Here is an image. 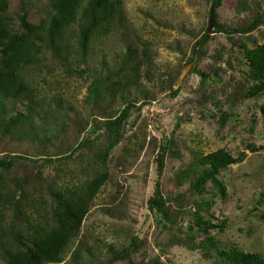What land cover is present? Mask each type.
<instances>
[{"label":"rangeland","instance_id":"374dc122","mask_svg":"<svg viewBox=\"0 0 264 264\" xmlns=\"http://www.w3.org/2000/svg\"><path fill=\"white\" fill-rule=\"evenodd\" d=\"M212 1L122 0L123 17L116 20L113 31L91 39L85 57L79 54L61 62L46 51L38 65L25 70L43 104L36 106L38 134L33 139L0 135V158L26 157L14 159L8 170L0 169V183L22 188L26 212L50 224L49 191L82 183L97 172L107 174L78 237L63 252L62 264H222L207 246V237L221 248L264 257V116L259 111L264 96L237 97L231 110L227 100L245 81L248 70L241 44H264V0H221L215 20ZM8 2L13 18L22 5L32 22L45 15L46 0ZM258 12L262 22L250 33L227 34L217 29L216 23L241 28ZM203 35L199 47L196 44ZM128 48L134 53L131 63L140 61L136 78L129 69L118 71ZM188 64L179 85L180 73ZM200 71L209 75L203 82ZM106 77H111L110 85L119 78L135 84L126 94L114 97L102 89L103 84L91 96L93 83ZM211 100L221 102L229 113L224 124ZM127 102L133 107L120 129L115 133L104 127ZM16 111L24 107L17 105ZM114 139L118 142L102 168L97 156ZM79 143L83 145L76 148ZM219 148L233 156L246 154L242 162L218 175L225 195L214 197L210 220L220 224L225 219L226 224L208 233L189 232L191 203L201 197H193L189 180L179 184L175 174L195 165L198 156ZM212 188L216 190L209 182L206 189ZM157 190L170 198L168 211L176 218L174 224L159 221L160 216L149 209L148 201ZM209 195L202 197L206 200ZM180 205L188 213L177 214ZM12 216V210L7 211L4 226ZM200 242L206 246H197ZM123 252L127 255L119 257ZM0 264H6L1 257Z\"/></svg>","mask_w":264,"mask_h":264},{"label":"trees","instance_id":"16d2710c","mask_svg":"<svg viewBox=\"0 0 264 264\" xmlns=\"http://www.w3.org/2000/svg\"><path fill=\"white\" fill-rule=\"evenodd\" d=\"M212 2L211 17L215 20L217 17L215 9L221 5V0ZM46 3L45 15L36 23L28 19V11L23 5L20 12L16 14V18H13L9 13L8 0H0V135L4 137L21 139L26 136L33 139L32 135L38 134L34 127L35 119L39 116L36 106L43 104L42 101H38V90L27 80L25 70L38 65L40 56L46 51L61 62L67 61L70 57L74 59L79 54L85 57L91 39L98 35L105 36L113 31L116 20L119 21L123 17L122 0H46ZM14 19L18 22L17 26H15ZM261 22L262 17L258 12L241 28L227 29L218 23L216 26L219 31L227 34L250 33ZM204 39L205 35L197 41L196 45L201 47ZM241 49L248 70L245 81L238 84L230 94L232 99L227 97L230 102L229 110L234 105L232 100L237 97L245 100L264 96V44L249 47L246 43H242ZM132 56L134 53L128 48L127 53L121 59L118 71L123 72L129 69L128 72L130 70L134 72L136 78L140 61L136 59L134 63H131ZM198 73L202 82L209 77L205 72ZM110 79L111 77H106L96 80L90 88L91 96L97 95L103 84L106 85L102 86V89L105 87V91L107 90L113 97L126 94L130 86L135 84L134 80L119 78L110 85L108 83ZM178 89L173 93H177ZM145 101L147 100L143 99L144 103ZM211 102L220 113L221 124H224L229 113L223 109L221 102L216 100H211ZM17 105H22L24 111L17 112ZM132 107V103L127 102L114 118L103 123L104 127L116 133L129 117ZM259 111L264 116V102L260 105ZM117 140L114 139L97 156L102 168L106 167V158L117 144ZM82 145L79 143L76 148ZM250 149L255 150L254 146H250ZM245 157L244 152L239 156H233L226 149L219 148L198 156L195 165L175 174L179 184L189 180V190L193 197L194 195L201 197V200L194 199L191 203L193 224L189 226V232L208 233L211 228L219 230L224 228L226 220H221L220 224H213L210 219L214 216L209 213V209L215 204L214 197L217 193L221 196L225 195V186L219 180L218 175L221 170L242 162ZM16 158L25 159L26 157L13 155L11 158H0V169H10ZM158 161L161 169L163 158L160 157ZM106 180V173L97 172L83 180L82 183L61 185L49 191L51 204L47 207V201L44 199L41 200V204L49 210L50 224L44 222L39 216L34 218L26 212L25 202L21 201L24 197L22 188L17 190L0 183V257L6 264H62L63 252L71 241L78 237L82 221ZM209 182L216 190L206 189ZM208 192L210 193L209 198L205 200L202 196ZM24 199L26 200L27 197ZM168 202L170 198H163L157 190L155 195L149 199L148 207L160 216L159 221L174 224L176 218L170 217ZM179 208L177 214L188 213L184 211V206L180 205ZM11 210L13 216L10 224L4 226L7 211ZM40 219L42 226L38 224ZM8 226L9 229H7ZM5 239L9 240L7 244ZM206 241L207 246L221 258L222 264H264V257L259 253L244 252L234 247L221 248L210 237H207ZM203 243L200 242L197 246H206V242L204 245ZM191 247L196 246L192 244ZM126 255L123 252L119 257Z\"/></svg>","mask_w":264,"mask_h":264},{"label":"water","instance_id":"95a60500","mask_svg":"<svg viewBox=\"0 0 264 264\" xmlns=\"http://www.w3.org/2000/svg\"><path fill=\"white\" fill-rule=\"evenodd\" d=\"M190 67V64H188L185 68L182 69L181 73H180V76L178 78V84L180 85L182 83V79L184 78L187 70L189 69Z\"/></svg>","mask_w":264,"mask_h":264}]
</instances>
